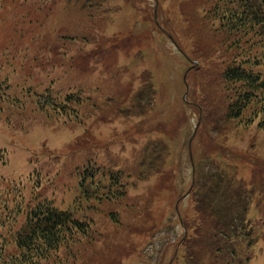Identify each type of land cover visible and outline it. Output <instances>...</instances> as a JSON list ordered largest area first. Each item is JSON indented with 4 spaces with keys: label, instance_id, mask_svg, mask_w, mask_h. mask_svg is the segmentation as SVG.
Here are the masks:
<instances>
[{
    "label": "rangeland",
    "instance_id": "1",
    "mask_svg": "<svg viewBox=\"0 0 264 264\" xmlns=\"http://www.w3.org/2000/svg\"><path fill=\"white\" fill-rule=\"evenodd\" d=\"M212 3L0 0V82L11 87L0 100V181L60 173L67 186L51 199L75 210L77 169L121 171L114 195L82 201L88 237L46 264H188L183 240L195 245V229L213 221L207 205L231 195L212 184L219 173L238 185L257 234L250 264H264V129L226 115L231 42ZM68 94L82 102H60ZM16 229L0 230L4 243ZM6 254L17 256L14 242Z\"/></svg>",
    "mask_w": 264,
    "mask_h": 264
},
{
    "label": "trees",
    "instance_id": "2",
    "mask_svg": "<svg viewBox=\"0 0 264 264\" xmlns=\"http://www.w3.org/2000/svg\"><path fill=\"white\" fill-rule=\"evenodd\" d=\"M211 5L208 10L218 21L216 31L223 33V43L231 42V50H228L229 46L226 49L230 53L221 73L228 101L226 115L230 119H244L246 124L256 121L257 127L264 129V0H213ZM10 88L8 84L0 85V100L11 101ZM44 99L54 98L45 95ZM60 102L79 105L82 101L78 96L68 94ZM37 106L43 109L52 103ZM74 109L70 114L76 118L78 114L73 113ZM103 170L94 166L77 173L79 194L73 199L75 210L63 208L51 199L49 192L67 186L60 173H55L52 178L50 175L30 174L25 182L23 179L3 178L0 181V203L5 207L6 217L0 219V230L4 227L17 229L6 243L0 231V264H46L50 259L60 263L65 257L62 250L67 251L70 244L80 243L83 237H88V223L76 216L82 201L110 198V194L114 195L111 183L115 187L122 186L118 181L121 171L107 173ZM103 179H107L110 185L101 186ZM224 182L234 183L223 176L212 183L219 186L218 192L226 188L231 193L224 197V205L220 202L221 206L215 208L207 205L212 210L213 221L209 226V222L203 221L194 228L193 236H198L195 245L190 244L192 235L183 240L188 264H201L202 260L211 258L221 264H250V251L256 240L247 219L246 204L241 202L242 211L234 213L237 199L241 200L243 196L238 188L225 187ZM45 184L50 189L44 190ZM118 196L121 195L116 198ZM206 209L202 213L209 214ZM20 216L22 222L19 225ZM204 240L206 244L203 245ZM9 242L15 243L16 257L6 254ZM190 260L195 262L190 263Z\"/></svg>",
    "mask_w": 264,
    "mask_h": 264
}]
</instances>
